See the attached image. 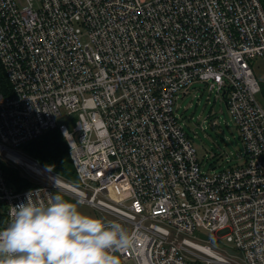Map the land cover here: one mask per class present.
Masks as SVG:
<instances>
[{"label":"built area","instance_id":"2783aa9c","mask_svg":"<svg viewBox=\"0 0 264 264\" xmlns=\"http://www.w3.org/2000/svg\"><path fill=\"white\" fill-rule=\"evenodd\" d=\"M256 58L264 59L262 0H0L10 89L0 94V162L22 167L33 184L16 191L0 165L2 227L27 196L47 201L59 191L135 234L116 252L123 261L264 264ZM195 83L216 93L237 129L245 152L234 167L203 171L176 114ZM51 130L67 143L76 182L20 152ZM108 189L126 199L114 201Z\"/></svg>","mask_w":264,"mask_h":264},{"label":"clouds","instance_id":"9594fccd","mask_svg":"<svg viewBox=\"0 0 264 264\" xmlns=\"http://www.w3.org/2000/svg\"><path fill=\"white\" fill-rule=\"evenodd\" d=\"M135 234L116 221L80 211L59 194L13 206L0 228V264H121Z\"/></svg>","mask_w":264,"mask_h":264},{"label":"rangeland","instance_id":"374dc122","mask_svg":"<svg viewBox=\"0 0 264 264\" xmlns=\"http://www.w3.org/2000/svg\"><path fill=\"white\" fill-rule=\"evenodd\" d=\"M252 63L254 75L259 83H264V59L256 58ZM176 114L180 117L183 129L197 151V158L203 167V171L211 172L213 170L228 169L243 162L244 146L238 137L237 129L227 112L225 104L216 96L214 91H209L205 84L195 83L187 94L178 97ZM213 122H216L215 126ZM23 155L39 164L36 159L27 155L26 152ZM0 165L14 166L9 162L2 161ZM15 167L21 175H27L22 167ZM41 169L45 168L42 167ZM106 191L113 196L114 201H124L126 199V194L116 189ZM55 194L63 197L59 191H55ZM71 203L77 205L80 211L103 219L98 210L77 202ZM221 243L227 246L223 241Z\"/></svg>","mask_w":264,"mask_h":264},{"label":"trees","instance_id":"16d2710c","mask_svg":"<svg viewBox=\"0 0 264 264\" xmlns=\"http://www.w3.org/2000/svg\"><path fill=\"white\" fill-rule=\"evenodd\" d=\"M264 2V0H262ZM260 85L261 102L264 105V83ZM9 84L0 63V94H9ZM36 159L47 171H51L61 179L76 182L77 178L69 157L67 143L58 130H51L37 139L26 143L20 148V152ZM22 153V154H23ZM7 183L16 191L33 187L30 182L22 176L17 168L13 166L1 165ZM5 221V213L0 211V228Z\"/></svg>","mask_w":264,"mask_h":264},{"label":"bare ground","instance_id":"6f19581e","mask_svg":"<svg viewBox=\"0 0 264 264\" xmlns=\"http://www.w3.org/2000/svg\"><path fill=\"white\" fill-rule=\"evenodd\" d=\"M8 158L18 164L23 166L24 168H26L27 170H31L34 171L37 168L34 166L33 163H31L30 161H28L27 159H25L22 155L20 154H16V153H8ZM56 182H58L60 184L61 187H64V184L58 180H55Z\"/></svg>","mask_w":264,"mask_h":264},{"label":"water","instance_id":"95a60500","mask_svg":"<svg viewBox=\"0 0 264 264\" xmlns=\"http://www.w3.org/2000/svg\"><path fill=\"white\" fill-rule=\"evenodd\" d=\"M64 199H66V200L69 201V202H72V200H70V199L67 198V197L64 198ZM196 235H198L201 239H204V240L207 239L206 236H204V235H202V234H200V233H196ZM215 245H216V247H218V248H222V245L219 244V243H215ZM226 252H227L228 254H230V255H234V254H235V252H233V251L230 250V249H226ZM238 256H240V254H238Z\"/></svg>","mask_w":264,"mask_h":264},{"label":"crops","instance_id":"0c3cea01","mask_svg":"<svg viewBox=\"0 0 264 264\" xmlns=\"http://www.w3.org/2000/svg\"><path fill=\"white\" fill-rule=\"evenodd\" d=\"M118 255V254H117ZM119 256V255H118ZM119 258H120V256H119ZM120 260H121V258H120ZM121 264H133L132 262H130V261H123V260H121Z\"/></svg>","mask_w":264,"mask_h":264}]
</instances>
